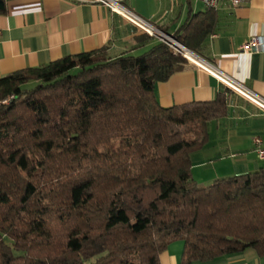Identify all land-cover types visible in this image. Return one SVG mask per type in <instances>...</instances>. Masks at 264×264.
Returning <instances> with one entry per match:
<instances>
[{
    "label": "trees",
    "instance_id": "trees-1",
    "mask_svg": "<svg viewBox=\"0 0 264 264\" xmlns=\"http://www.w3.org/2000/svg\"><path fill=\"white\" fill-rule=\"evenodd\" d=\"M217 22L207 10L176 37L200 55ZM137 42L151 46L0 78V102L14 97L0 106V264H160L176 241L182 264L264 257V171L206 187L192 176L231 91L162 107L156 85L189 61L148 35Z\"/></svg>",
    "mask_w": 264,
    "mask_h": 264
},
{
    "label": "crops",
    "instance_id": "crops-1",
    "mask_svg": "<svg viewBox=\"0 0 264 264\" xmlns=\"http://www.w3.org/2000/svg\"><path fill=\"white\" fill-rule=\"evenodd\" d=\"M0 78L46 66L66 57L104 48L111 57L137 55L150 48L139 44L143 32L110 9L81 0H0ZM144 1V0H141ZM162 9H135L123 5L169 35H178L195 15L207 9H177L176 0ZM200 2V1H199ZM169 5V6H168ZM132 6V7H131ZM169 8V9H168ZM218 22L200 50V58L213 71H220L249 91L264 98V52L242 53L253 37L264 38V0H243L233 8L221 0ZM144 35V34H143ZM145 42V41H144ZM229 89L210 72L188 62L167 81L156 85L158 103L164 108L193 102H212ZM228 94L229 114L209 128L208 144L191 155L193 179L202 187L215 180L264 171V114L233 92ZM254 140H259L258 145ZM185 243L176 241L160 256V264H182ZM192 264H264L254 250L210 262Z\"/></svg>",
    "mask_w": 264,
    "mask_h": 264
},
{
    "label": "built area",
    "instance_id": "built-area-1",
    "mask_svg": "<svg viewBox=\"0 0 264 264\" xmlns=\"http://www.w3.org/2000/svg\"><path fill=\"white\" fill-rule=\"evenodd\" d=\"M83 2L91 4H99L108 9L113 13L120 16L123 20L128 22L133 27L137 28L139 31H142L150 36H158L159 42L169 48L174 55L180 56L188 60L190 63L198 65L201 69L210 72L214 77H216L223 85L231 89L233 92L241 96L247 102L256 106L262 114H264V98L256 95L255 93L249 91L243 87L238 82L232 80L226 74L220 71H213L210 69V65L200 58L197 54L190 51L183 44H181L175 35H169L162 32L155 26H153L149 21L141 18L136 13L128 10L123 5V0H81ZM204 4L207 10L209 11H218L221 0H198ZM229 4L235 8L239 6L243 0H228ZM242 53L249 54L253 52H264V38L262 37H253L247 43H245L241 48ZM14 97H10L3 101V104H8L9 101H13ZM259 140H254V144L258 145ZM259 158L264 157V152L257 150Z\"/></svg>",
    "mask_w": 264,
    "mask_h": 264
},
{
    "label": "rangeland",
    "instance_id": "rangeland-1",
    "mask_svg": "<svg viewBox=\"0 0 264 264\" xmlns=\"http://www.w3.org/2000/svg\"><path fill=\"white\" fill-rule=\"evenodd\" d=\"M127 1H128L129 4L131 3V5L133 6V7L132 6L131 7L135 9V4H136L135 0H127ZM176 2H177V9H188V3H189L188 0H176ZM190 2H191V6L193 7V9H204L202 2H199L198 0H190ZM162 3L163 2L160 3L157 0H144V1L140 0V2L138 3V6H139L140 9H142V8H144V9H162L165 6V5L163 6ZM143 34L144 35H148L149 37H152L155 42H157V43L159 42L158 36H154L153 37V36H150L149 34H146L144 32H143ZM141 54L142 53H138L135 56H139ZM11 102L12 101H9L8 104H6V105H4L3 102H0V106H7ZM7 242L10 243L11 240L7 239Z\"/></svg>",
    "mask_w": 264,
    "mask_h": 264
},
{
    "label": "water",
    "instance_id": "water-1",
    "mask_svg": "<svg viewBox=\"0 0 264 264\" xmlns=\"http://www.w3.org/2000/svg\"><path fill=\"white\" fill-rule=\"evenodd\" d=\"M4 6L3 2L0 1V8H2Z\"/></svg>",
    "mask_w": 264,
    "mask_h": 264
}]
</instances>
